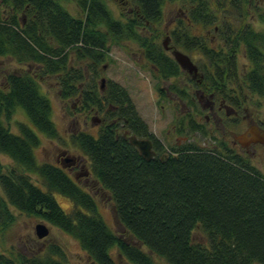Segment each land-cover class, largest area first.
Segmentation results:
<instances>
[{"label":"trees","instance_id":"trees-1","mask_svg":"<svg viewBox=\"0 0 264 264\" xmlns=\"http://www.w3.org/2000/svg\"><path fill=\"white\" fill-rule=\"evenodd\" d=\"M129 1L135 5L134 16L122 21L111 13L105 0H79L83 13L79 17L60 0H0V57L11 56L19 64H39L44 72L61 75L63 98L80 95L84 105L106 108L111 122L102 127L97 138L80 132L73 139L90 159L97 181L110 192L118 221L139 244L168 264H264L261 171L226 147L205 149L188 142L166 149L124 87L110 82L101 99L76 84H81L84 73L69 67V50L79 59L99 65L109 51L108 35L138 41L163 78L178 74L177 63L164 47L139 32L140 27L162 20L167 0ZM181 1L185 14L176 19L169 37L176 47L199 53L206 60L201 67L207 84L216 87L213 90L218 95L231 94L218 87L225 88L229 81L239 84L236 52L243 45L254 63L245 77L247 87L264 94V34L243 23L249 1L228 0L227 7V0H214L215 5L210 0ZM221 12L225 18L220 17ZM233 15L238 17V25L230 21ZM200 25L211 27L212 38L193 32ZM34 79L28 72H12L6 75L8 90L0 87V153L19 166L7 172L0 169V225L14 219L11 206L74 236L95 264H120L111 255L113 247L132 264H155L151 254L108 226L94 197L65 169L37 161L34 150L40 137L31 127L18 123L19 132L14 133L5 125L4 117L10 118L16 107L22 106L37 130L57 138L51 102ZM121 129L151 139L156 155L146 160ZM166 152L168 157L162 160ZM32 173L41 185L34 183ZM54 193L73 202L71 214L58 205ZM196 232L203 238H196ZM0 264L70 263L64 250L53 244L42 257L19 254L16 260L0 250Z\"/></svg>","mask_w":264,"mask_h":264},{"label":"rangeland","instance_id":"rangeland-1","mask_svg":"<svg viewBox=\"0 0 264 264\" xmlns=\"http://www.w3.org/2000/svg\"><path fill=\"white\" fill-rule=\"evenodd\" d=\"M78 1L60 0L62 5L72 12V15L79 17L83 16V13ZM210 1L215 5L214 0ZM248 1L245 21L243 23L250 24V27L254 30L264 34V0ZM105 3L111 10V13L122 21H126L134 16L132 11L135 9V5L129 0H105ZM227 6L228 0L225 7ZM184 12V5L181 0H167L163 4L162 20L156 24H146L140 27L139 32L154 43L163 46L169 56L174 58L178 52L189 57L193 66L198 69V75L201 76V62L204 63L206 60L199 53L185 51L184 48L176 47L169 37L171 29L175 28L177 24L176 19L185 14ZM222 13L220 17L225 18V16H222ZM230 21L234 25L239 24V19L236 15H233ZM193 32L200 35L207 34L209 38H212L214 34L211 27H206L205 29L201 25L198 29L193 30ZM49 41L51 44H55L53 39L49 38ZM108 41L109 51L107 52L106 60L99 65H93L92 61L87 58L79 59L74 50H69V67L80 69L84 73V79L81 81V84L76 83L79 84L78 86L82 91L97 93L103 99L109 83L112 81L116 82L127 90L140 116L148 124L149 129L165 141L168 149L175 146V144H185L188 142L193 143L199 148L214 149L215 147L217 149L219 141H225L226 144L234 148L235 152L249 160L250 164L254 165L264 174V147L252 146L250 148V155L238 143L240 135L238 136L237 134L244 132L249 126H259L264 130V124H261V122L264 123V94L253 92L247 87L245 77L254 67V63L247 57L243 45L239 46L236 52L239 84L235 83L234 85H239L242 88L235 90L242 102L238 108V125L233 123L232 119H227L225 113L222 114L223 119L221 120L218 114L215 116L214 113H210L207 110L204 114L210 116V122L207 123L204 114H202L200 119L202 124H206L204 132L201 134L186 131L178 139L179 135L170 133L174 115L171 113L172 108L169 104H171L172 99H176V96L175 94H170L169 91L171 90L169 89H162L164 92L157 89L160 85L167 87L170 84L176 83L177 80L172 79L169 82L164 78H158L155 74L157 71L154 65L148 61L144 53L145 51L138 41L129 39L116 40L110 35H108ZM219 42L220 39L217 38L216 43ZM13 59L11 56L0 57V87L8 90L6 82V75L8 73H31L41 92L51 102V119L58 130V136L53 140L37 130L22 106H17L10 118L4 117L5 125L12 132L18 133V123L23 122L37 133L40 137V144L35 148L34 152L39 163L48 162L61 166V163H58V157L62 154L64 160L68 157L77 159L79 166L74 169L64 167L65 172L72 179L76 178V171L80 167H83V170L86 172H92L88 178L84 174H81L78 177L79 179L77 178L78 181L76 183L94 197L99 213L108 226L118 236L129 242L138 244L145 253L151 254L155 264H168L164 259L152 254L146 246L139 244L118 221L110 192L97 181L92 171L90 159L74 142V135L80 132L89 133L95 138L99 136L102 127L111 122V119L107 116L106 108L101 109L96 105H84L82 103L83 96L80 95L73 98H63L61 95V75L46 73L39 64L31 62L19 64ZM183 68L187 72L189 67ZM103 79H105L104 83L102 82ZM102 83L103 87L101 88ZM189 91H191L189 92L190 95H195L198 103L200 90L193 89ZM160 93H165V96L160 97ZM200 106L202 108V105L199 104V108ZM184 111H186L185 107L181 106L176 118L181 116L180 114ZM196 119L198 118L196 117ZM120 133L125 134L124 129H121ZM2 167L5 172L15 167L19 168L8 155L0 153V169ZM31 175L34 183L41 185L37 175L34 173ZM0 192L3 194L2 191ZM54 196L59 203L58 205L67 214H71L74 209L73 202L59 193H54ZM10 210L14 215V219L4 226L0 225V250L5 254L15 260L19 254L27 257H42L47 254L48 248L51 245L56 244L64 250L70 264H95L88 253L80 246L79 240L74 236L68 235L65 231L37 216L25 215V213L19 212L11 206ZM41 223L48 226L50 230L48 237L43 239H39L35 233V227ZM195 237L198 239L203 238L201 232H196ZM111 255L120 264H132L124 259L116 247L111 249Z\"/></svg>","mask_w":264,"mask_h":264},{"label":"flooded vegetation","instance_id":"flooded-vegetation-1","mask_svg":"<svg viewBox=\"0 0 264 264\" xmlns=\"http://www.w3.org/2000/svg\"><path fill=\"white\" fill-rule=\"evenodd\" d=\"M172 59L177 63L179 67V72L177 75L170 76L167 79L165 78L164 79L169 82L172 79H176L177 84L173 83L167 87H164V85L163 86L160 85L157 87V89H169L171 90L169 91V93L175 94L176 96V99L175 100L172 99L171 104H169L170 107L172 108L171 113L174 115L170 133L174 135H179L178 139L181 137L180 135H182L183 133L185 134L186 131H191V132L202 134L205 130L206 124H202L200 122V119L202 117V114H204V112L207 110H209L210 113H214L215 116L218 114L219 115L218 117L221 120L223 119L222 114L225 113L227 119H232V122L234 121L233 123H236V125H238L237 124L238 122L237 115L239 113L238 108L241 106L242 102L240 101V98L239 100H237L238 95L235 90L242 89V88L240 86L234 85L233 83H230L229 81V84L225 86V88L218 87V89H227V90L229 89L231 94L229 95L226 94L222 96L218 95L216 91L213 90V89H216V87H212L211 85L207 84V75H206V72L202 68H201L202 69L201 76L198 75V72H197L198 69L195 68L194 66H190L187 72H185L183 66L179 62H177V59L175 57L174 58L172 57ZM158 73H159L158 71L157 73H155L157 77L163 78V76L159 75ZM193 89L200 90L198 103H197L195 95L194 94L190 95L189 93L191 92L189 90H193ZM161 92H164V91H161ZM159 96L164 97L165 93H160ZM199 104L202 105V108L201 106L199 108ZM181 106L185 107L186 111L182 112L180 114L181 116L176 118ZM204 116H206L207 123L210 122V116L205 115V114ZM196 117L198 119H196ZM193 123H194L195 130H192ZM261 124H264V123L261 122ZM251 127L256 128V131H255L256 133L252 134L251 132H249V129ZM209 133H212V132H209ZM125 134H128V132L126 131ZM153 134L155 135V138L160 143H162L167 149V145L165 141L160 139L158 137V134H156L154 131H153ZM237 135L238 136L240 135V139L238 140L239 145L244 150H246L247 154L250 153L251 155L250 148L252 146L264 147V130H262L259 126H255V125L249 126L244 132H241ZM254 139H256L257 141H254ZM182 144L183 143L175 144V146L179 147ZM152 147L154 149L153 142H152ZM222 147H226V148L234 150L232 146H229L228 144H226L225 141L220 140L218 143V147L216 148L222 149ZM155 155H156V152H155ZM167 157H168L167 154L163 153L162 157L160 158H162V160H166ZM70 158L72 159V163L70 165L68 164L69 165L68 168L69 169L77 168L79 166V162H77L78 160L75 159L74 157H70ZM61 162H64L63 154L58 157V163H61ZM83 169H84L83 167H80L76 171L77 172V175L75 178L76 181H78L77 178L81 174H84L87 178L91 175L92 172H89V171L86 172Z\"/></svg>","mask_w":264,"mask_h":264},{"label":"water","instance_id":"water-1","mask_svg":"<svg viewBox=\"0 0 264 264\" xmlns=\"http://www.w3.org/2000/svg\"><path fill=\"white\" fill-rule=\"evenodd\" d=\"M175 57L178 60L177 62H179L183 67L193 66L189 57H187L183 54H180L178 52L176 53ZM103 82H104V80H103ZM255 131H256V128H254V127H251L249 129V132H251L252 134L256 133ZM128 138H129L130 143L133 146L137 147V149L140 151V154L146 160H151L152 157H154L155 152L152 150V142L149 139H141V138H137L136 136H130ZM254 141H257V140L254 139ZM65 162L69 163V162H71V160L69 158H66ZM63 166H64V164H63ZM35 233L39 239H43L45 237H48L50 230H49L48 226L41 223L35 227Z\"/></svg>","mask_w":264,"mask_h":264}]
</instances>
